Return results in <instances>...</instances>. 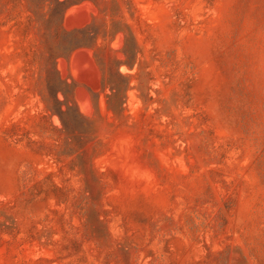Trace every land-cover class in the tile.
I'll return each mask as SVG.
<instances>
[{"label": "rangeland", "instance_id": "obj_1", "mask_svg": "<svg viewBox=\"0 0 264 264\" xmlns=\"http://www.w3.org/2000/svg\"><path fill=\"white\" fill-rule=\"evenodd\" d=\"M0 264H264V0H0Z\"/></svg>", "mask_w": 264, "mask_h": 264}]
</instances>
